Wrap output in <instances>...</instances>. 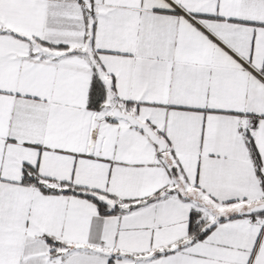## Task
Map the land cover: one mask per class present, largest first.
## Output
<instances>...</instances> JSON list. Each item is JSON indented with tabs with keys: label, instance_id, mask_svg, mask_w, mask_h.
I'll return each instance as SVG.
<instances>
[{
	"label": "snow or ice",
	"instance_id": "1",
	"mask_svg": "<svg viewBox=\"0 0 264 264\" xmlns=\"http://www.w3.org/2000/svg\"><path fill=\"white\" fill-rule=\"evenodd\" d=\"M0 264H264V0H0Z\"/></svg>",
	"mask_w": 264,
	"mask_h": 264
}]
</instances>
